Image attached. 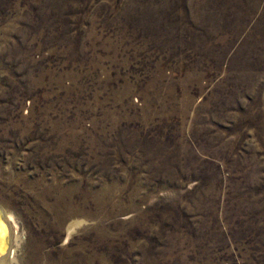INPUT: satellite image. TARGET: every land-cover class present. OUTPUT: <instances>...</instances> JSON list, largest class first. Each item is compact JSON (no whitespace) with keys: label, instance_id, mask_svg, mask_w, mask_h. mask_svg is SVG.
Returning a JSON list of instances; mask_svg holds the SVG:
<instances>
[{"label":"rangeland","instance_id":"1","mask_svg":"<svg viewBox=\"0 0 264 264\" xmlns=\"http://www.w3.org/2000/svg\"><path fill=\"white\" fill-rule=\"evenodd\" d=\"M0 205L15 264H264V0H0Z\"/></svg>","mask_w":264,"mask_h":264},{"label":"bare ground","instance_id":"2","mask_svg":"<svg viewBox=\"0 0 264 264\" xmlns=\"http://www.w3.org/2000/svg\"><path fill=\"white\" fill-rule=\"evenodd\" d=\"M0 208L2 209V213H3V220L6 222L7 227H8V231H9V247L7 250V253L5 252V256L0 258V264H15V257H14V251L15 248L13 246L14 244V239H13V222L16 223V220L14 219V217L7 213L3 207L0 205ZM13 220V221H12ZM17 225V224H16ZM75 222H73L72 224H70L69 230L73 228V226H75ZM15 227V226H14ZM1 232V230H0ZM3 254V252L0 250V256Z\"/></svg>","mask_w":264,"mask_h":264},{"label":"water","instance_id":"3","mask_svg":"<svg viewBox=\"0 0 264 264\" xmlns=\"http://www.w3.org/2000/svg\"><path fill=\"white\" fill-rule=\"evenodd\" d=\"M0 250L3 254L0 256H5L9 247V231L6 222L3 220L2 209L0 208ZM5 254V255H4Z\"/></svg>","mask_w":264,"mask_h":264}]
</instances>
